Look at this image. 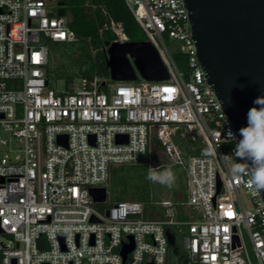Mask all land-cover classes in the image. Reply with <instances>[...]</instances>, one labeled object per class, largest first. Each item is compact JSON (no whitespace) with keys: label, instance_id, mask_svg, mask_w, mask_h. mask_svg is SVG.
<instances>
[{"label":"built area","instance_id":"2783aa9c","mask_svg":"<svg viewBox=\"0 0 264 264\" xmlns=\"http://www.w3.org/2000/svg\"><path fill=\"white\" fill-rule=\"evenodd\" d=\"M59 1L0 0V264H165L167 225L184 232L185 264H264V199L230 168L249 161L235 156L240 139L204 78L183 1L123 0L167 79L78 78L57 89L45 77L50 45L75 38ZM103 30L127 40L120 23L104 21ZM165 36L185 54L188 79ZM177 131L198 143L186 158L172 141ZM152 135L184 167L179 203L190 210L176 220L170 199L157 202L163 218L145 216L136 200L97 208L89 189L106 188L112 167L137 164Z\"/></svg>","mask_w":264,"mask_h":264},{"label":"water","instance_id":"95a60500","mask_svg":"<svg viewBox=\"0 0 264 264\" xmlns=\"http://www.w3.org/2000/svg\"><path fill=\"white\" fill-rule=\"evenodd\" d=\"M182 1L204 78L241 139L239 129L247 126L248 110L259 107L254 101L264 96V0ZM58 4L57 13L64 15V3ZM104 48L113 81H133L137 76L147 81L168 78L156 49L147 40L105 41ZM121 140L122 136L116 137L117 142ZM89 194L94 202L102 203L106 188H90ZM260 194L264 199V190ZM129 240L121 249L123 259L133 247L131 236Z\"/></svg>","mask_w":264,"mask_h":264},{"label":"trees","instance_id":"16d2710c","mask_svg":"<svg viewBox=\"0 0 264 264\" xmlns=\"http://www.w3.org/2000/svg\"><path fill=\"white\" fill-rule=\"evenodd\" d=\"M64 3L65 13L70 11L67 25L74 32L75 38L70 42L52 43L49 49L48 63L45 70L47 86L55 87L57 81H61L63 88L67 89L75 79H92L97 77L103 81L110 79L106 66V52L104 42L117 40V36L109 31L99 32L104 21L112 20L120 23L127 40H143L140 27L133 18L131 12L123 0H61ZM98 2L103 6L105 15H94L91 2ZM93 46L99 49L94 52ZM179 70H184L183 76L188 79L187 62L184 53L171 55ZM177 131L172 136V141L182 150L184 158L197 151L198 143L191 142L187 137H181ZM166 160L163 146L155 135L149 140L148 149L137 164L119 165L111 168L108 185L113 191V197L119 200H136L148 202L149 196L144 179V167L147 160ZM167 161V160H166ZM161 164L154 165L160 166ZM185 170V169H184ZM118 189V190H116ZM108 195V194H107ZM185 193L182 198L172 195L170 199L175 204L177 217L182 211L180 201H185ZM159 218H163L159 215ZM166 232L172 238V244H168L166 262L173 260L181 263V251L179 239L184 232L179 231L177 225H167ZM184 254V253H183Z\"/></svg>","mask_w":264,"mask_h":264},{"label":"clouds","instance_id":"9594fccd","mask_svg":"<svg viewBox=\"0 0 264 264\" xmlns=\"http://www.w3.org/2000/svg\"><path fill=\"white\" fill-rule=\"evenodd\" d=\"M259 107H252L247 113V126L239 129L241 139L235 147V156L250 163H238L233 173H246L248 184L253 194L264 190V96L257 97L254 101ZM229 139H235L234 133L229 128ZM147 179L172 188L176 182V176L169 169L160 170L158 167H149Z\"/></svg>","mask_w":264,"mask_h":264},{"label":"rangeland","instance_id":"374dc122","mask_svg":"<svg viewBox=\"0 0 264 264\" xmlns=\"http://www.w3.org/2000/svg\"><path fill=\"white\" fill-rule=\"evenodd\" d=\"M61 1V0H60ZM56 2L54 3V5L52 6L53 11L56 10ZM91 7L92 10L94 12V15H105V11L103 9V6L101 4H99L98 2H91ZM70 15V11L67 10L65 13V16L68 18V16ZM140 34L143 37V40H147V37L145 35V33L143 32V30L140 28ZM119 39V36H118ZM120 40V39H119ZM164 42L168 48V50L170 51L171 55L174 54H180V50H179V44L177 41L169 38V37H164ZM99 48L94 47L93 46V51L96 52ZM181 72H184V70H180ZM109 84H114L115 81L108 79L106 81ZM74 84L76 86H78L79 82L78 79L74 80ZM55 87L57 89H62L63 85L61 83V81H57L55 83ZM102 89L104 90L105 87H102ZM167 160V161H166ZM166 160H161V159H157L156 161H152V160H147V167H144V179L146 181V190H147V194L149 196V201L143 203V207H144V215L147 216L148 212H150L153 216H158L159 214H161L162 216V212L163 209L157 205V202L164 200V199H172V195H176L179 200L182 198V195L185 193V170L184 167L182 165L176 164L174 160L170 159L167 157ZM157 164H161L158 168L162 171L164 169H171L173 171V173L176 176V182L174 184V186L172 188H168L166 186H163L159 183H154L152 181H150L149 179H147L148 173H149V167H152L154 165ZM236 164L233 163L230 165V168L233 169V167ZM106 189H107V201L106 203H99L96 205L97 208H99L100 210L105 209L109 203L114 202L116 199L113 197V191L110 189L109 185H106ZM118 190V189H116ZM238 199L240 200L241 205L243 206V208H249L251 205V201H250V196L249 194L245 191L242 190L238 196ZM182 210L186 209L187 207L182 206L181 207ZM190 209L187 208L186 211H189ZM181 211L179 214V217H177L176 215V211L174 214V218L177 220L180 218V216L182 215ZM194 218V217H193ZM182 238L183 236L179 239V247H180V251H181V263L177 262L176 260H173L172 262L169 263H165V264H185L184 263V250L182 247ZM1 242H4L3 237L0 235V247H1Z\"/></svg>","mask_w":264,"mask_h":264},{"label":"crops","instance_id":"0c3cea01","mask_svg":"<svg viewBox=\"0 0 264 264\" xmlns=\"http://www.w3.org/2000/svg\"><path fill=\"white\" fill-rule=\"evenodd\" d=\"M186 209H187V208H186ZM186 209H183V210H182V208H181V210L184 211V212H186ZM159 215H160V214H159ZM159 215L156 216V217H159ZM182 215H183V212H182ZM182 215H181V216H182ZM181 216H180V217H181Z\"/></svg>","mask_w":264,"mask_h":264},{"label":"snow or ice","instance_id":"6c2138e0","mask_svg":"<svg viewBox=\"0 0 264 264\" xmlns=\"http://www.w3.org/2000/svg\"><path fill=\"white\" fill-rule=\"evenodd\" d=\"M167 91V90H166Z\"/></svg>","mask_w":264,"mask_h":264}]
</instances>
